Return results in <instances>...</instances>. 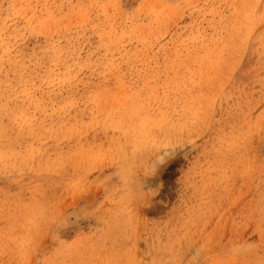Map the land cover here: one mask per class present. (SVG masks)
Instances as JSON below:
<instances>
[{
    "label": "rangeland",
    "instance_id": "obj_1",
    "mask_svg": "<svg viewBox=\"0 0 264 264\" xmlns=\"http://www.w3.org/2000/svg\"><path fill=\"white\" fill-rule=\"evenodd\" d=\"M0 264H264V0H0Z\"/></svg>",
    "mask_w": 264,
    "mask_h": 264
}]
</instances>
